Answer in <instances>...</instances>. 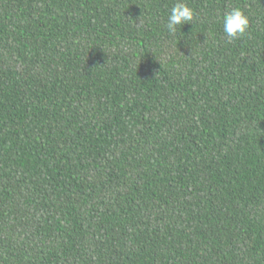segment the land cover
I'll return each instance as SVG.
<instances>
[{
    "label": "trees",
    "instance_id": "obj_1",
    "mask_svg": "<svg viewBox=\"0 0 264 264\" xmlns=\"http://www.w3.org/2000/svg\"><path fill=\"white\" fill-rule=\"evenodd\" d=\"M175 2L0 0V264H264V0Z\"/></svg>",
    "mask_w": 264,
    "mask_h": 264
},
{
    "label": "clouds",
    "instance_id": "obj_2",
    "mask_svg": "<svg viewBox=\"0 0 264 264\" xmlns=\"http://www.w3.org/2000/svg\"><path fill=\"white\" fill-rule=\"evenodd\" d=\"M196 13L189 6L187 0H176L171 6L166 28L172 36L177 35V28L185 24L192 23L196 18ZM223 32L228 41L242 38L246 35L249 28V17L239 7H234L225 11L221 17Z\"/></svg>",
    "mask_w": 264,
    "mask_h": 264
}]
</instances>
